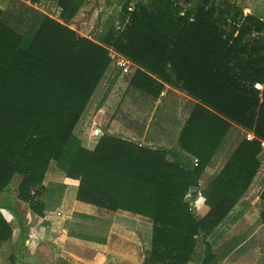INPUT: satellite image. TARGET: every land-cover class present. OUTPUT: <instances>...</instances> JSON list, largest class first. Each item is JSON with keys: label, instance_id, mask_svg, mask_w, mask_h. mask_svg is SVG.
Returning a JSON list of instances; mask_svg holds the SVG:
<instances>
[{"label": "trees", "instance_id": "16d2710c", "mask_svg": "<svg viewBox=\"0 0 264 264\" xmlns=\"http://www.w3.org/2000/svg\"><path fill=\"white\" fill-rule=\"evenodd\" d=\"M87 2L59 0L65 22L39 10L21 11L15 26L0 8V194L21 176L17 198L40 216L56 211L66 185L44 184L55 162L68 178L81 179V200L152 220L151 264H213L208 236L242 200L262 165L264 89L256 84L264 85V12L246 15L238 0H195L185 11L177 0H122L120 28L109 20L97 40L68 25ZM109 47L138 66L131 90L157 99L169 84L198 101L179 137L181 151L198 158L197 164L170 161L168 151L109 134L94 150L83 147L75 129L112 65ZM233 122L256 138L241 143L204 192L206 201L203 195L196 201L211 208L199 217L187 194L199 186ZM95 194L103 200L92 199ZM261 198L263 224L264 191ZM15 199L6 204L20 219L24 251L28 230ZM13 237L0 211V247ZM17 252L10 255L12 264Z\"/></svg>", "mask_w": 264, "mask_h": 264}, {"label": "crops", "instance_id": "0c3cea01", "mask_svg": "<svg viewBox=\"0 0 264 264\" xmlns=\"http://www.w3.org/2000/svg\"><path fill=\"white\" fill-rule=\"evenodd\" d=\"M249 1V3L253 4L254 1L258 2L262 0ZM41 5L42 4L35 3L32 0H0V8L6 12L4 17L10 26L16 25L17 16H20L19 12L27 9L42 11ZM247 5L248 4L244 3V6L247 7ZM132 63L133 62L130 61V64ZM137 68L138 66L135 63L130 67L134 73ZM119 74H121V72ZM118 76L119 75L115 77L114 83H117ZM129 90L132 95L130 96V111L126 109V106H128L126 105V100L129 94L126 99L121 98L120 102H117V94L112 93V91L110 92L111 95L108 93L110 97L106 96L104 98L105 100L103 99L98 105L96 109L98 112L97 114L101 115V119H104L105 122L101 124V122L98 121L99 119L96 118L93 120V127L88 128L81 137L83 147L94 150L102 136L109 134L118 138L131 140L144 147L153 149L159 148L168 151L170 153V161H174L175 157H179L188 162L194 161L197 164L199 161L198 158L187 155L181 151L179 137L198 101L169 84L165 85L163 92L157 99L145 95L136 89L131 90L128 88V91ZM171 101H174L173 109L168 105ZM112 109L113 112H110ZM120 109H122V111ZM111 113L112 116L109 119L107 116ZM157 114L158 121L156 120L154 125V119ZM125 116L129 117V121L126 122L127 119ZM112 119V127L108 129L107 127L110 125ZM95 129L101 130V133L97 136L94 135ZM249 134H251V138L248 136ZM255 138L254 132L246 130L233 122L227 135L223 138L221 145L212 155L200 179L199 186L192 190L194 194L196 195L199 189L201 191V196L203 195L206 201L207 198L204 192L210 185L216 183L222 175L221 173L223 170L232 160L241 143L246 139L253 140ZM215 142H218V140ZM262 146L263 151L260 154V157H262V165L256 178L248 188L242 200L233 208L216 230L208 236V240L216 253V259L213 264L242 263V260H246L257 248L260 249V255H264V243L255 244L254 248L250 247L251 242L255 240L253 238L264 230V223L256 225L260 218L262 204L261 196L264 191V145L262 144ZM21 180V176H16L11 184V190L0 194V211L14 228L13 239L2 244L0 247V255L3 256L5 254V251H7L5 248L9 246L13 240L14 245L12 249L19 252L21 248L19 244L21 234L20 219L17 217L13 208L6 204L7 200L16 197L14 205L21 214L25 227L28 230V250L33 254L45 252L43 254H48L47 256L49 257L56 253L58 256L63 257L65 261L67 259L70 264H91L83 260L77 251L75 252V247L81 246L104 250V254H101L100 259L93 264H151L150 255L152 251L154 225L150 218L119 208L109 209L90 200H81L79 196L80 202L86 205H93L92 207L100 210L98 214L101 213V215H105L110 221V225L107 228L108 236L106 238L99 237L105 241L103 243L94 242L88 240L92 237L88 235V233L70 230L67 220L71 217L68 215V209L72 204L70 203L71 197L68 196V194L64 196L62 205L56 211H46L44 216H40L31 210L29 203L17 198V189ZM53 182L64 183L69 188L77 187L76 190H78L79 187L78 194H80L82 186L81 179L68 178L64 172L58 168L55 162L51 163L44 184L47 186L49 183ZM95 196L97 198L92 197V199L103 200L104 198L100 194H95ZM212 198L214 199L215 197ZM36 199H43L46 201V196L38 195ZM198 199L199 198H197L196 201ZM254 202H258V204L256 205ZM210 210V206L205 202V204L196 205L195 213L199 217H205ZM87 214L90 213L88 212ZM93 214L96 215L95 213ZM86 217L89 218L90 215H84V218ZM121 218L130 221H126L124 225H119L118 222H120ZM47 239H50L51 243L48 242ZM114 240L117 242L116 245L118 244L121 247L120 249L112 250V248H110ZM200 242L203 247L199 245L198 249L203 254L205 246L201 238ZM46 255L44 256L47 257ZM189 264L202 263L191 262Z\"/></svg>", "mask_w": 264, "mask_h": 264}, {"label": "rangeland", "instance_id": "374dc122", "mask_svg": "<svg viewBox=\"0 0 264 264\" xmlns=\"http://www.w3.org/2000/svg\"><path fill=\"white\" fill-rule=\"evenodd\" d=\"M195 0H177V4L182 8V11H185L187 8H189L192 3ZM249 0H238L237 3L243 6L244 13L251 14L255 13L256 10H260L261 12H264V1H254L253 4L248 2ZM59 0H44L42 2V11L44 13L52 16L53 18L59 19L61 22H65L61 19V7L59 5ZM243 2L245 4H248L247 7L243 5ZM136 2H132L130 5L131 9H134ZM249 6V8H248ZM259 6V7H258ZM259 8V9H258ZM122 9V0H88L85 6L81 8L80 12L76 16V18L73 20L72 23H68V25L77 31V33L84 37H89L91 39H97L99 38V35L103 34L105 31L106 24L109 20H115L116 27L120 28V18L119 13ZM110 50V57L112 59V65L108 72L106 73L105 77L101 81L98 89L96 90L95 94L93 95L88 107L86 108L79 124L76 127V134L80 137L82 140V136L88 130V128L93 127V120L99 119L98 121L101 122V124H104V119H101V115H98L97 108L98 105L103 101V99L110 94V92L117 94V102H120L121 98L126 99V106L127 110L130 111V90L129 83L131 80L132 75L134 74V71L132 69L126 67L123 65L121 60H129L128 58L124 57L122 54H120L118 51L113 49L112 47H109ZM115 56L114 58L112 57ZM131 61V60H129ZM130 67L133 65L129 64ZM123 68V69H122ZM125 69V70H124ZM128 69V70H127ZM121 74H119L120 72ZM117 77V83H114L115 77ZM257 87V86H256ZM261 91L264 89V85L260 84L259 86ZM111 95V94H110ZM110 97V96H109ZM123 99V100H124ZM105 100V99H104ZM172 109L174 108V101L169 102L168 104ZM114 109V108H113ZM113 109L110 112H113ZM122 111V109H120ZM120 112V111H119ZM118 112V113H119ZM161 112V110H160ZM117 113V116H118ZM125 114V113H124ZM159 114V112H158ZM158 114L156 115L154 119V125L156 120L158 121ZM112 116V113L107 116L109 119ZM90 117V118H89ZM119 117V116H118ZM126 117V122L129 121V117ZM109 121V120H108ZM107 121V122H108ZM113 119L110 123V125L107 127L108 129L112 127ZM94 135L97 136V134L94 133ZM85 137V136H84ZM83 144V142H82ZM86 144V143H85ZM196 160V159H195ZM66 185V184H65ZM75 188V189H74ZM69 188L67 185L65 187L64 196L68 194L70 196L71 200L70 203L72 204L71 207L68 209V215L71 216L67 220V224L72 231H78L81 233H88V235H91L92 237H107V228L110 225V221L108 218H106L105 215L98 214V211L96 208L92 207L91 205H86L80 202L79 200V187L78 190H76L77 187ZM193 190V189H192ZM63 196V198H64ZM256 205L258 202H254ZM255 205V206H256ZM96 209V210H95ZM100 209V208H98ZM90 214H87V213ZM95 213L96 215H94ZM99 216H98V215ZM84 215H90L89 218H84ZM101 216V217H100ZM108 219V220H107ZM69 221V222H68ZM126 221L125 218H121L120 222H118L119 225H124ZM259 221V220H258ZM256 223V225L261 224L260 222ZM253 239L250 247L254 248L255 244H262L264 243V230L260 233H258ZM14 241V240H13ZM13 241L9 246H7L5 249V254L2 256L0 255V263L5 264H12L10 262V255L12 254L13 250ZM48 242L51 243L50 239H47ZM28 241L26 242V249L24 248V251L22 249L17 252V258L15 259L16 264H68V260H64L63 257L58 256V254H52L49 257L46 254H43L45 252H37V253H31L28 250ZM116 240L112 241L110 248L112 250H118L121 247L117 244ZM199 245L201 247L202 244ZM51 245V244H50ZM101 249V248H100ZM22 250V251H21ZM60 250V249H59ZM79 254L83 258V260L90 262L91 264L95 263L100 259L101 254H104V250H99L98 248H89V247H75V252ZM31 253V254H30ZM260 249L257 248L253 254H251L246 260H242V263L239 264H264V255H260ZM46 255L47 257H45ZM259 255V256H258ZM70 264V263H69Z\"/></svg>", "mask_w": 264, "mask_h": 264}, {"label": "built area", "instance_id": "2783aa9c", "mask_svg": "<svg viewBox=\"0 0 264 264\" xmlns=\"http://www.w3.org/2000/svg\"><path fill=\"white\" fill-rule=\"evenodd\" d=\"M112 57L114 58L115 56H113L112 55ZM121 62L123 63V65L124 66H126V67H128V68H130V61H128V60H121ZM128 70V69H127ZM256 86L258 87V88H260L259 86H260V84H256ZM95 134H97V135H99L100 133H101V130L100 129H95V132H94ZM250 138H251V134H249L248 135ZM262 144L264 145V141H262ZM201 197V191L198 189L197 190V192H196V195L194 194V191H190L188 194H187V200L189 201V203H190V205H191V207L192 208H196V199L197 198H200Z\"/></svg>", "mask_w": 264, "mask_h": 264}]
</instances>
